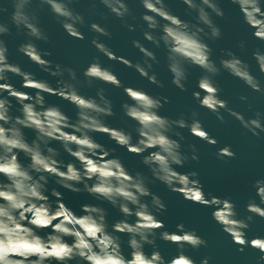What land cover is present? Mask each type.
I'll use <instances>...</instances> for the list:
<instances>
[{
    "label": "clouds",
    "instance_id": "1",
    "mask_svg": "<svg viewBox=\"0 0 264 264\" xmlns=\"http://www.w3.org/2000/svg\"><path fill=\"white\" fill-rule=\"evenodd\" d=\"M181 2L187 6L186 15L191 20L175 15L165 0H139L144 9L141 20L146 26L142 29L143 40L152 47L133 39L132 46L141 55L135 62L115 55L101 40L112 37L106 24L88 25L95 34L90 43L99 54L134 69L159 88L165 85L154 69L160 60L153 49L164 50L171 84L181 92L188 91L189 69H200L198 90L191 93L196 106L171 118L160 114L164 104L169 103L167 97L125 86L100 56H94L79 72L47 59L52 53L40 47V42L48 44L50 38L41 25L40 13L47 9L70 37L84 40L80 28L85 26V17L72 6L78 0H0V264H195L186 249L207 247V241L184 223L177 224L173 232L165 230L159 215L167 206L150 188L156 182L184 201L211 209L212 219L239 246L238 251L253 249L259 253L257 264H264V236L249 238L247 231L256 217L264 219V178L251 184L255 196L246 205L249 214L239 218L231 196L221 198L206 192L195 170H177L190 160L199 161L194 144L189 145L191 156L184 151L181 141L185 138L180 129H187L209 145L218 144L200 119L201 108L221 123L226 122L222 112L227 113L257 138L264 133V111L246 117L220 98L222 89L217 77L225 72L251 90L264 93V84L252 74L249 63L233 51L222 49V56L213 58L208 41L222 35L213 18L225 16L220 0ZM230 2L238 6L243 23L254 29L252 36L264 42L262 0ZM99 4L107 9L99 13L101 20L108 21L111 15L130 32L136 30L127 20L132 13L126 0H99ZM88 12L96 14V0H91ZM8 37H22L17 51L56 78L55 86L10 62ZM237 46L244 52L246 41L241 40ZM252 57L264 75V51L257 47ZM11 77H19L22 88L34 94L17 89ZM96 82L122 89L128 97L120 106L125 126L109 125L108 118L116 112L107 90L96 86ZM94 86L95 96L83 91ZM46 95L73 105L75 117L67 115L61 106L47 103ZM240 99L247 101L246 96ZM128 121L134 123L129 125ZM25 129L34 133L33 138L25 135ZM97 133L141 157L140 163L148 172L127 168L115 147L96 140ZM64 154L72 159L66 161ZM216 156L225 160L235 159L236 154L231 145H226ZM61 189L86 194L96 203L85 202L77 212L65 203ZM105 204L117 209L121 218L110 221ZM125 235L126 241L122 239ZM158 239L176 245L177 254L166 260L159 251ZM125 244L130 249L128 255ZM146 245L152 248L150 254L145 252ZM209 259L204 258L201 264H209Z\"/></svg>",
    "mask_w": 264,
    "mask_h": 264
},
{
    "label": "water",
    "instance_id": "2",
    "mask_svg": "<svg viewBox=\"0 0 264 264\" xmlns=\"http://www.w3.org/2000/svg\"><path fill=\"white\" fill-rule=\"evenodd\" d=\"M126 2L132 13V16L128 17L127 20L128 23L135 26L136 30L134 32H130L119 19L111 15H109L108 21L101 20L99 13L107 12V9L99 4V0H96L97 12L93 15H89L88 12L91 0H78V3L72 5L77 12L85 17V26L80 28V31L85 36L84 40L70 37L45 9L40 13V22L49 35L50 43L40 42V47L52 53L47 59L53 61V63L72 67L78 72L85 68L94 56H100L101 62L104 65H111L113 72L125 86L142 88L154 96L167 97L169 103L164 104L160 114L176 118L180 112L196 106L191 93L193 90H198L199 68L193 67L189 69L191 76L188 91L181 92L171 84V74L166 67L164 50L153 49L160 60V63L155 65L154 69L158 74V79L165 85L164 88H159L140 77L134 69L128 68L117 61L108 60L99 54L90 43L92 36L95 34L89 31L88 25L97 22L102 25L106 24L108 30L112 33L111 39L101 37V40L107 43L117 56L125 57L133 62L141 58L139 51L132 46L131 42L133 39H139L146 46L152 47L143 40L142 29L146 26L141 20L144 9L140 5L139 0H126ZM165 3L181 19L191 20V17L186 15L187 6L181 0H165ZM262 4H264V0H262ZM220 6L224 10V18H213L221 28L222 35L215 41H208L213 49V58L218 60L222 56V49L233 51L242 60L249 63L252 74L264 84V75L259 72L258 66L252 57V53L257 47L264 51V42L256 40L252 36L254 29L243 23L238 6L231 4L230 0H220ZM132 17H135V19ZM5 39L9 48L10 62L19 64L23 70L34 72L38 79L48 80L55 86L56 78L43 72L32 64L26 56L17 51V46L21 42L22 37H8ZM241 40L246 41V50L244 52H241L237 46ZM217 80L222 89L220 98L228 101L229 108L243 113L246 117H251L257 110L264 111V93L251 90L242 81L226 72L217 77ZM11 83L19 90L34 94L33 90L22 88V81L19 77H11ZM96 86L104 87L107 90L106 95L113 103L116 116L108 118L109 125L112 127L125 126L120 106L128 100V97L123 93V90L111 85L101 84L100 82H96ZM96 86L83 91L87 95L95 96ZM241 96H246L247 101H242L240 99ZM46 101L49 104L61 106L67 115L75 117L76 110L69 102L52 95H46ZM13 104H16L14 100ZM16 106L18 107V105ZM199 112L205 129L209 132L211 138L218 141V144L215 146L209 145L192 136L187 129H180L179 131L182 132L185 138L181 141L184 151L191 156L189 145L194 144L199 161L190 160L188 164L182 168H177V170L182 173L191 170L197 171L205 191L221 198L231 196L237 206L239 218H244L249 214L246 211V205L249 199L255 196V191L251 188V184L255 179L264 178V133L261 134L260 138L252 136L251 133H246L239 122L227 113L222 112L226 122L221 123L207 109L201 108ZM127 123L131 125L134 122L128 121ZM24 132L29 139L33 138L34 133L31 130L25 129ZM95 138L99 143L107 147H115L116 155L122 159L125 166L130 170L148 172L147 168L140 163L141 157L130 154L126 149L116 146L106 135L97 133ZM226 145H231L232 151L236 154L235 159L221 160L217 158V151ZM52 146L59 147L56 144ZM21 159L23 160L22 155ZM64 159L67 161L72 158L64 154ZM150 188L154 193L161 196L167 206V210L159 215V219L166 226L165 230L173 232L176 230L177 224L184 223L187 228L195 229L197 234L207 241V247H200L199 249L188 247L186 249V254L195 261V264H201V261L206 257H210L209 264H257L259 253L251 248H246L243 252L238 251L239 246L235 245L231 237L223 233L220 226L212 219L211 209L184 201L178 194L169 192L160 182L150 185ZM61 191L63 192L65 203L77 212L80 210V205L85 202L96 203V201L87 197L86 194H74L63 189ZM104 207L108 210L110 221L121 218V214L117 209L107 204ZM131 219L134 220L135 218ZM247 231L249 238L256 234L264 236V219L256 217L255 222L250 225V229ZM122 239L126 241L128 237L125 235L122 236ZM157 245L166 260L177 254V248L174 244L158 239ZM151 251V246L146 245L145 252L150 254ZM124 252L125 255L130 252L126 244L124 245Z\"/></svg>",
    "mask_w": 264,
    "mask_h": 264
}]
</instances>
